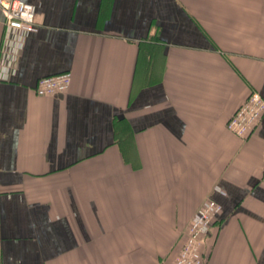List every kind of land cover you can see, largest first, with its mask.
<instances>
[{"label": "crops", "instance_id": "crops-1", "mask_svg": "<svg viewBox=\"0 0 264 264\" xmlns=\"http://www.w3.org/2000/svg\"><path fill=\"white\" fill-rule=\"evenodd\" d=\"M25 1L30 33L0 8V264L172 262L210 197L204 264H264V115L227 127L264 96V0Z\"/></svg>", "mask_w": 264, "mask_h": 264}, {"label": "built area", "instance_id": "built-area-1", "mask_svg": "<svg viewBox=\"0 0 264 264\" xmlns=\"http://www.w3.org/2000/svg\"><path fill=\"white\" fill-rule=\"evenodd\" d=\"M0 8L5 15V24L21 32L30 33L37 29L36 7L25 0H0ZM72 81V74L65 72L39 79L36 92L40 96L66 92ZM264 115V96L260 92L251 93L229 120L228 129L239 137H246L258 126ZM221 191L220 188H216ZM224 193V192H222ZM222 207L214 198H208L191 220L184 247L172 262L161 264H204V236L211 228Z\"/></svg>", "mask_w": 264, "mask_h": 264}, {"label": "trees", "instance_id": "trees-1", "mask_svg": "<svg viewBox=\"0 0 264 264\" xmlns=\"http://www.w3.org/2000/svg\"><path fill=\"white\" fill-rule=\"evenodd\" d=\"M204 245V244H203Z\"/></svg>", "mask_w": 264, "mask_h": 264}]
</instances>
